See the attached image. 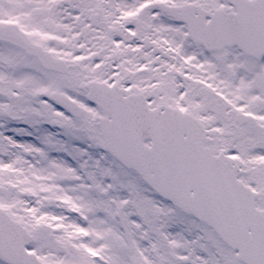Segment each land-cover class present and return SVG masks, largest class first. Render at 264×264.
<instances>
[{"label": "snow or ice", "instance_id": "6c2138e0", "mask_svg": "<svg viewBox=\"0 0 264 264\" xmlns=\"http://www.w3.org/2000/svg\"><path fill=\"white\" fill-rule=\"evenodd\" d=\"M0 264H264V0H0Z\"/></svg>", "mask_w": 264, "mask_h": 264}]
</instances>
